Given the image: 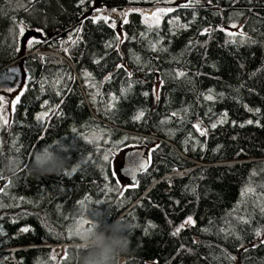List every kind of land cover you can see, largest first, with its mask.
Segmentation results:
<instances>
[{
    "label": "trees",
    "instance_id": "1",
    "mask_svg": "<svg viewBox=\"0 0 264 264\" xmlns=\"http://www.w3.org/2000/svg\"><path fill=\"white\" fill-rule=\"evenodd\" d=\"M0 70L21 77L0 156L22 161L0 175V264H74L82 203L131 225L116 264H264V0H0ZM57 140L69 169L29 175ZM139 146L149 165L122 185L114 156Z\"/></svg>",
    "mask_w": 264,
    "mask_h": 264
},
{
    "label": "clouds",
    "instance_id": "2",
    "mask_svg": "<svg viewBox=\"0 0 264 264\" xmlns=\"http://www.w3.org/2000/svg\"><path fill=\"white\" fill-rule=\"evenodd\" d=\"M64 151L67 148L59 140L33 150L27 165L29 175L39 178L65 173L69 167L60 154ZM21 164V159L14 153L0 156V175L13 179ZM90 209L87 204H81L78 214L88 218L81 219L72 230L74 264H116L117 258L129 251L128 232L131 225L121 216H116L111 223L103 219H90Z\"/></svg>",
    "mask_w": 264,
    "mask_h": 264
},
{
    "label": "rangeland",
    "instance_id": "3",
    "mask_svg": "<svg viewBox=\"0 0 264 264\" xmlns=\"http://www.w3.org/2000/svg\"><path fill=\"white\" fill-rule=\"evenodd\" d=\"M168 2L169 3H167V4H171V1H168ZM169 8H170V5H157L156 7L146 6V7H144L143 11H140V13L142 14V20L144 23H146L148 25L157 24V18L155 16H153V13H157L158 10H160V9H164L166 11ZM115 10L120 12V11H123L125 9L121 8V9H115ZM104 13H107V12H104ZM126 14H127V12H126ZM126 14H125V16H126ZM162 15H163V13L159 14V22H161V20H162ZM115 16L118 18L117 15H115ZM125 16L123 19H125ZM110 19H111V23H113V24L116 23V19H114V18H110ZM24 38H28V37L25 36ZM17 65L18 64H15V67L13 69H16V71L13 73L20 74L19 73V67ZM12 74H5L3 71L0 70V98H2V99H0V128L2 127L3 124L7 123L10 120L11 114H12V112L14 110V106H15V103H13V102L16 101V97H17L16 95H17V92L19 91V88H20L19 87L20 82H21L20 76H17V82H16L15 87H11L8 83H3V81L11 80L14 77V75H12ZM6 77H9V78L6 79ZM9 88H11L13 90L8 91ZM132 148H140V146L139 147H131L128 149L121 150L117 154H115L114 159H113L114 172L116 173V176L118 177V180L122 183V185H128L130 183V180L122 177L119 174V168L121 167L122 162H123L124 152L129 150V149H132ZM146 155H147V152H146ZM186 221H188V219ZM186 221L183 223V225L190 224V223H186ZM192 221H193V219H192ZM71 233H72V231H71ZM259 239H264V236L259 237ZM64 252H65V247H63V246L62 247L61 246L55 247L53 250V256L55 259H59L61 256L64 255Z\"/></svg>",
    "mask_w": 264,
    "mask_h": 264
},
{
    "label": "water",
    "instance_id": "4",
    "mask_svg": "<svg viewBox=\"0 0 264 264\" xmlns=\"http://www.w3.org/2000/svg\"><path fill=\"white\" fill-rule=\"evenodd\" d=\"M128 8H126L123 11L117 12L118 16H119V21L121 22L127 12ZM140 10L143 11L144 7H140ZM111 11H108V13H110ZM78 28V26L75 27L74 31ZM74 31H67L65 32L62 36L67 35V36H71L72 33ZM30 35H34L35 37H40V33L35 32V31H31L25 34L26 37H29ZM146 148L145 147H140V148H132L129 149L127 151L124 152L123 154V162L121 167L119 168V174L130 180L131 183H133L132 181V177L130 175V169L134 166H136L138 164V162H144L146 164V168L149 165V158L146 155ZM142 172V171H138L136 172V180H137V176L138 174Z\"/></svg>",
    "mask_w": 264,
    "mask_h": 264
},
{
    "label": "snow or ice",
    "instance_id": "5",
    "mask_svg": "<svg viewBox=\"0 0 264 264\" xmlns=\"http://www.w3.org/2000/svg\"><path fill=\"white\" fill-rule=\"evenodd\" d=\"M81 2H83V0H81ZM167 12H171L172 11V9L171 8H169V9H167L166 10ZM165 12V10L164 9H160V10H158V12L157 13H153V16H155L156 18H157V23L159 22V14L160 13H164ZM95 19H100V17H96ZM106 19V18H105ZM126 22V21H125ZM233 27H235V25H233ZM20 35L21 36H23L24 35V29L21 27V29H20ZM229 35H235L234 33H229ZM43 41H41L40 39H37V38H30V39H28L27 40V45L29 46V47H32V46H34L35 44H39V43H42ZM73 43H75V41H73ZM17 51H19V49H17ZM9 71H12V72H15L16 71V69H10ZM9 77H6V79H8ZM13 89H11V88H9L8 89V91H12ZM209 98H211V97H209ZM0 99H2V98H0ZM113 99H115V98H113ZM20 100V96L18 95L17 97H16V101H14L13 103H16V102H18ZM45 115H47V113H45ZM143 116V112H141L137 117H136V119L137 120H139L141 117ZM38 119H43V117H38ZM248 123H251V121H249ZM203 134V133H202ZM108 159V156H105V160H107ZM73 171H75V169H73ZM130 175H131V177H132V181H133V183H131L130 184V186L131 187H133V188H135V187H137V184H138V182H136V172H138V171H146V164L144 163V162H138V164L136 165V166H134V167H132L130 170ZM193 221H192V219H191V217H189L188 218V221H186V223H192ZM179 230L180 229H177V232H179ZM23 231H28V229H23ZM173 234H175V233H173ZM257 235H259V233H257Z\"/></svg>",
    "mask_w": 264,
    "mask_h": 264
}]
</instances>
